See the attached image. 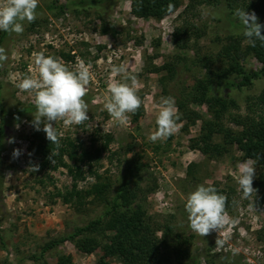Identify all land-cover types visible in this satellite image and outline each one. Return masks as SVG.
Wrapping results in <instances>:
<instances>
[{
	"label": "rangeland",
	"instance_id": "rangeland-1",
	"mask_svg": "<svg viewBox=\"0 0 264 264\" xmlns=\"http://www.w3.org/2000/svg\"><path fill=\"white\" fill-rule=\"evenodd\" d=\"M74 1L83 3L60 9ZM95 1L39 0L37 18L32 23L24 22L22 34L6 33L2 38L5 32L0 31V46L8 54L7 61L0 66V103L10 114L27 111L22 120L9 118L0 169L4 182L0 190L3 231L0 264H43L32 259L40 254L41 247L85 227L105 211L104 205L93 197L87 200L74 197L65 203L58 193L66 195L73 191L69 172L65 168L43 170L41 167L42 159L32 138L34 97L16 87L25 74L37 77L33 53L40 51L61 58L69 67L81 59L91 65L93 76L84 97L89 119L81 125L54 123L61 139L70 137L85 149L92 145L108 146L99 160L92 163V168L87 166L88 162L84 163V178L79 180L78 191L87 190L106 177L117 182L124 172H129L130 164L141 161L144 168L138 180L145 189L155 188L147 197V215L157 228L172 226L175 238L190 240L193 260L188 264H264V204L261 207L256 204L257 191L251 200L243 199L236 181L237 165L248 159L237 144H225L222 135L214 137L213 144L218 150L206 154L194 149L193 141L201 136V119H211L208 105L187 104L181 114L177 108L180 101L186 100L185 93L207 73L197 64L199 56L217 52L218 39L242 32V25L228 17L227 1L199 8L193 20L206 32L198 42V49L185 51L176 49L173 43L184 6L157 20L132 15V0H102L99 4ZM255 14L264 24V13ZM121 63L136 76L138 95L143 100L141 108L130 114L129 122L124 125L103 108L109 96L108 84L113 79L110 67ZM242 64L249 72L262 67L253 55L246 53L242 54ZM153 67L158 71L151 72ZM263 91L264 79L242 89L217 81L210 95L234 102L230 110L233 115H245L249 101ZM161 96L174 98L180 115L179 129L167 140L152 142L149 136L156 129V105ZM191 111L201 119L183 120ZM225 126L235 135L241 131L230 118ZM10 139L14 142L9 143ZM14 149L21 150L18 158H13ZM35 165L39 170L34 172L29 167ZM256 174L255 170L254 177ZM198 184H210L227 197L226 210L237 221L235 224L227 223L219 233L213 231L204 237L190 229L184 204L187 194ZM158 236L162 238L163 231ZM217 238L224 241L223 247L216 246ZM99 239L100 246L91 254L81 252L75 243L68 241L48 253L45 260L57 264V256L62 253L70 256L74 264H99L108 241ZM164 259L166 263L168 257ZM106 261L122 264L120 257Z\"/></svg>",
	"mask_w": 264,
	"mask_h": 264
},
{
	"label": "trees",
	"instance_id": "trees-1",
	"mask_svg": "<svg viewBox=\"0 0 264 264\" xmlns=\"http://www.w3.org/2000/svg\"><path fill=\"white\" fill-rule=\"evenodd\" d=\"M226 1L228 17L233 20H235L233 13L238 8L248 12L264 13V0ZM102 2V0L95 1L96 4ZM220 2L221 0H132L131 13L138 18L161 20L184 6L180 15L181 25L173 34V43L176 49L181 51L195 50V47L199 48L198 42L204 37L206 30L201 29L193 18L200 7L216 6ZM69 3L61 6L60 9L65 10L76 3L79 6L83 1ZM170 4L174 6L171 12L168 11ZM2 35L4 38L6 33ZM217 42L220 44L217 52L206 54L203 58L199 56L197 64L207 73L185 93L186 100L180 101L177 108L181 114L187 104L208 105L210 120L201 119L195 111L185 114L182 118L203 121L201 136L193 141V148H198L206 154L218 150L213 144L216 135H222L225 144H237L244 153L245 159L251 158L255 161L257 174L253 182L258 194L255 202L261 207L264 204V91L255 100L249 101L245 115H233L230 110L235 103L211 96L210 90L217 81L242 89L252 87L257 80L264 79V44L257 40L253 47L242 34H230L218 39ZM243 53L253 55L261 64V69L249 72L242 64ZM150 71L154 72L158 69L153 67ZM26 112L24 110L10 114L0 103V169L3 166L9 122L11 118L16 119V117L22 120ZM137 118L136 116V121ZM228 118L232 124L241 129L238 135L225 126ZM32 138L33 146L41 156L43 170L65 168L72 177L73 191L66 195L62 192L58 193L65 203L71 202L74 197L79 200L93 197L105 207L104 213L98 219L91 221L85 227L75 229L73 233L45 244L41 247L40 254L32 257L33 260L49 264L45 260L47 254L68 241L75 243L81 252L91 254L101 244L99 237L108 240L103 247L105 255L100 259L99 264H108L106 259L110 257H120L122 264H188V261L193 260L189 239L175 238L172 226L157 228L148 217L145 204L148 195L154 192L155 188L145 189L138 180L144 168L141 161H135L134 167L130 164L129 172H124L122 179H118L117 182L106 177L89 189L78 191L79 180L84 178L82 169L84 163L88 162L87 166L92 168V163L99 160L103 151L108 150V146L92 145L89 149H85L80 142L66 137L60 138L57 147L56 144L50 143L43 131H36L34 128ZM3 183V179L0 178V190ZM159 231H163L162 238L158 236ZM0 240H3L1 215ZM166 255L168 259L163 263L164 258H167ZM57 260V264H74L70 256L62 253L57 256Z\"/></svg>",
	"mask_w": 264,
	"mask_h": 264
},
{
	"label": "clouds",
	"instance_id": "clouds-1",
	"mask_svg": "<svg viewBox=\"0 0 264 264\" xmlns=\"http://www.w3.org/2000/svg\"><path fill=\"white\" fill-rule=\"evenodd\" d=\"M38 5L39 0H0V31L9 35L22 34L24 22L32 23L37 18ZM173 7L170 4L168 11L171 12ZM233 16L242 25V32L239 34L253 47L257 40L264 44V24L259 22L254 11L238 8ZM7 59L6 49L0 46V66ZM33 66L37 77L25 74L16 87L34 97L36 111L32 114L31 126L36 131H43L50 143L59 147L60 134L54 123L56 125L58 121H62L65 125H81L89 119L88 104L84 97L93 76L91 65L81 59L74 67H69L61 58L45 55L40 51L33 53ZM32 71L33 68L30 67L29 72ZM110 71L113 79L108 84L109 96L103 108L110 117L124 125L129 122L130 114H135L141 108L143 100L138 95L137 78L125 64H113ZM156 109V129L149 136L152 142L167 140L179 129L180 115L173 97L161 96ZM16 119L19 120V117ZM12 142L14 140L10 139L9 143ZM20 154V149L13 150V158H18ZM254 164L255 161L249 158L237 165L236 181L243 199L251 200L253 193L257 191L253 187ZM29 168L34 172L39 170L38 165ZM184 208L188 226L203 237L213 231L219 233L227 223L237 222L226 210L227 197L210 184H198L189 192ZM215 244L223 247L224 241L217 238Z\"/></svg>",
	"mask_w": 264,
	"mask_h": 264
}]
</instances>
